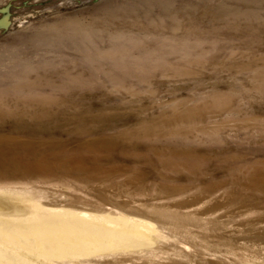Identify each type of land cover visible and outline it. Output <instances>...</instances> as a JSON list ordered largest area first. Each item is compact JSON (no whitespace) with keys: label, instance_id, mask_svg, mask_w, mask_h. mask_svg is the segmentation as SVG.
Masks as SVG:
<instances>
[{"label":"rangeland","instance_id":"obj_1","mask_svg":"<svg viewBox=\"0 0 264 264\" xmlns=\"http://www.w3.org/2000/svg\"><path fill=\"white\" fill-rule=\"evenodd\" d=\"M0 114L68 148L0 170V264H264V0H0Z\"/></svg>","mask_w":264,"mask_h":264},{"label":"bare ground","instance_id":"obj_2","mask_svg":"<svg viewBox=\"0 0 264 264\" xmlns=\"http://www.w3.org/2000/svg\"><path fill=\"white\" fill-rule=\"evenodd\" d=\"M71 24V23H70ZM72 25V24H71ZM32 108H37L38 110H36L35 112H29V114L24 113L23 111H20L21 108L18 109V113L13 115V113L15 112V108L10 109V111L8 110L5 111L6 113H8V115L13 116L14 120H16L19 116L17 115H22L27 119L30 120H35L38 122H42L43 118H48L47 120L52 121L53 118H56L58 115V110L57 109H53L51 106H40L38 104H32L31 106ZM1 118H8L7 116H4L3 114H0V119ZM19 120V119H18ZM17 120V122H18ZM23 121H25V123H27L25 129L23 128ZM14 131L19 134V133H23L26 135H32L35 136L39 139H42V134L45 131L39 129V132H37V130L35 129V124L28 122L27 120H22L19 123H16L14 125ZM89 134H92L94 132L92 131H87ZM38 134V135H37ZM20 135V134H19ZM11 136H13L12 134H0V157H7L10 156L12 157L14 160L11 164H18L16 166L17 170H12L11 166L10 167H3L0 165V170H11L9 173H22V174H27V173H31L30 170H46L48 173L53 170V171H58L60 170L59 166L56 165V163L53 162V158L54 159H58V161H60V164L62 163V161L66 164L65 162V158L63 154H66L68 152V148L65 146L63 141H56L57 143H55L50 151L45 149V145L43 141H39V142H31L29 143L27 146L29 147V158H30V163L27 164L26 161L22 160V158L19 155H16L14 153V151H16L18 148V143L16 141H11ZM100 146V143H98L97 141H93L90 142L88 140H84L81 142H78L77 144V148H73L69 151V154H76L78 153L79 155L74 156V160H73V165L71 168H69L66 171L69 170H87V171H91L93 170V168H91L92 166H90V164H88V161H86V159H88V157L86 156L89 152V149H94V148H98ZM20 147L22 149V145L20 144ZM52 148H57L56 152H53ZM58 153H60L58 155ZM83 153V154H80ZM83 159V160H82ZM71 164V163H70ZM89 165V166H88ZM71 166V165H70ZM79 167V168H78ZM7 172V171H6ZM251 177H249V181H251V183L253 184L256 181V178L264 181V174H259V173H255L253 175H250ZM254 185V184H253ZM3 195V194H2ZM1 206V204H0Z\"/></svg>","mask_w":264,"mask_h":264}]
</instances>
